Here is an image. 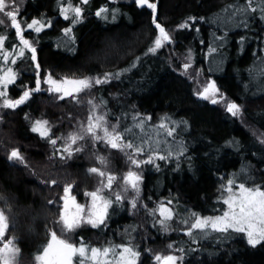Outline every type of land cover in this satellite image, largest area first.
<instances>
[{"label":"snow or ice","instance_id":"snow-or-ice-1","mask_svg":"<svg viewBox=\"0 0 264 264\" xmlns=\"http://www.w3.org/2000/svg\"><path fill=\"white\" fill-rule=\"evenodd\" d=\"M92 2L57 0L58 15L68 26L61 29L66 38H58L56 48L63 47L75 57L66 73H57L53 67L45 66L40 58L41 34L47 35L46 30L54 29L60 21L40 12L39 6L36 14L29 16L28 0H0V16L3 17L0 25L7 21L13 30L11 36L0 34V124H4L11 114L4 110L19 109L23 112V108L55 102L84 105L86 120H76L71 112L56 114L54 119L44 118L43 113L40 118H33L30 112H24V117L29 121L30 134H36L35 138L48 150L47 160L53 166L70 167L82 154H88L100 165L94 164L87 169L88 173L97 175V184L94 190L83 191L82 203L74 194L78 187L75 182L61 184L57 178L41 176L20 145L9 148L0 140V148L9 168L20 169L26 175L35 177L40 188L54 190L53 186H62L63 192L57 199L44 198V203L38 208L34 198L37 188H27L18 176L0 171V264H21V239L16 235L21 216L33 222L39 219L46 221L48 210L52 208H56L57 212L51 225H45L47 239L37 249L34 256L36 264H194L191 256L198 252L206 253V257L195 264H218L216 258L220 250L207 246L205 241L226 242L237 235L252 248L264 247V168L257 169L251 160H245L239 175L233 172L226 183L220 184L217 203L222 202L227 206L226 210L213 209L220 214H202L186 204L180 211L171 206L181 205V198L178 194H172L171 189L167 190L166 195L156 196L155 201V193L148 195L146 192V173L154 170L163 174L170 165L173 166L170 170L177 173L185 170L186 165V170L195 174L198 170L197 160L205 165L219 163L222 158H227L229 149L245 157L251 154L257 164L264 165V130L253 128L247 144L235 136L226 138L223 144H216L214 137H205L211 150L197 155L196 141L183 135L191 129L194 121L190 122L183 116L173 119L172 115L165 113L160 117L159 124H148L153 120L152 114L144 116L136 110L135 104L128 105L124 99L129 94L126 88L111 93L109 98L93 94L94 91L100 93L104 88H118L124 84V79L131 80L136 76H139L134 84L136 92L151 87L154 77L150 61H159L163 51L166 53L164 63L171 69L174 78L185 83L192 82L188 92L197 98L198 103L210 102L213 106H222L234 124L238 122L244 125L246 115H250L264 126V72L254 85L256 91L250 95L249 84L244 83L241 94L245 98L244 103L239 102L241 95L233 99L222 91L216 77V73L222 70L221 66L227 62L226 50L230 41L228 24L232 28L245 30V34L238 37L240 52L244 51L246 42L251 39H256L258 45L264 44V35L252 37L247 34L259 31L254 29L256 21L264 24V0H244L232 5L231 14L223 18V25H216L212 32V46L205 44L201 34L200 21L206 20L204 15H188L175 26V30H170L159 18L164 7L163 0H133L139 9L148 13L150 22L155 26L149 45L127 67L97 73V68L115 67L130 51L121 26L116 24L107 29L108 35L94 45L87 55L86 63L96 65L91 70L93 74H78L76 61H79V57L75 55L77 35L74 27L82 24L89 12L105 22L110 19L115 22L121 15L118 0H109V3L98 6L94 11ZM216 19L220 17L217 15L213 24ZM221 26L225 30L222 35H217ZM181 30L194 31L199 37V44L207 47L208 53H219L215 67L211 63L200 64L196 50L191 46L186 48L185 54L173 58L172 52L181 43ZM18 61L22 62L23 68L17 66ZM261 63L264 66V57ZM156 67L159 65L156 64ZM28 68L31 69V76L22 78ZM74 68L77 70L74 71ZM140 69L146 70L141 72ZM126 73H133V76L126 77ZM236 73L239 74L240 69H236ZM249 73L256 80L251 69ZM169 103L170 106L176 105L178 110L183 100L170 97ZM65 115L75 121L74 126L68 125L71 130L67 133L61 131L66 126ZM146 127L155 134L141 135L134 131L139 129L140 133H144ZM112 150L124 158L126 172L118 174L111 170ZM217 172H220L219 168ZM153 203L154 206L150 207ZM140 210L149 217V227L157 235L170 239L171 233L179 232L187 239L171 240L166 244V251L142 247L135 241L150 239L152 233L147 229L137 231L139 225L136 224L131 230L124 229L129 242L93 246L83 236L73 242L72 237L78 231L96 229L103 232L115 216L130 212L135 217ZM174 224L177 226L174 227ZM28 230L32 231L31 225ZM132 232L136 234L132 235ZM240 251L235 247L229 248L225 253L230 256L229 264H234L231 254Z\"/></svg>","mask_w":264,"mask_h":264},{"label":"trees","instance_id":"trees-1","mask_svg":"<svg viewBox=\"0 0 264 264\" xmlns=\"http://www.w3.org/2000/svg\"><path fill=\"white\" fill-rule=\"evenodd\" d=\"M78 0H74L73 3H77ZM244 0H163L164 7L159 18L166 27L170 30H175V26L178 25L182 19L188 15H204L205 21H200L201 34L205 39V44L212 46V32L216 28V25H223V18L229 16L232 11V5L236 3H243ZM28 15L36 14V8L39 6L40 12L47 13L48 17H52L55 20L60 21L54 29L46 30L47 35L41 34V47L42 52L40 58L47 67H53L57 73H66L67 68L73 65L75 57L73 53L66 51L63 47L56 48L58 38L64 37L61 29L68 26L67 22L63 21V18L58 15L56 9L57 0H29ZM109 3V0H93V11L100 5ZM118 6L121 8V15L117 21L113 22L111 19L105 22L100 17L94 16L91 12L87 14L86 20L74 27V32L77 35V52L76 56L79 57V61H76L78 65V74H93L92 69L96 68L93 63H86L87 55L91 51L94 45H98L106 35H108L107 29L113 28L118 24L121 26L122 34L126 38L129 44L130 51L128 55L116 63L115 67L109 65L105 68H97L96 72L117 70L120 67H127L128 63L134 59L135 56L141 55V52L146 48L150 41L153 39L154 25L150 22L149 15L146 11L139 9L133 1L118 2ZM111 8V5H110ZM220 19H216V23L213 24V19L216 16ZM227 27L229 31V47L226 50L227 62L222 65V70L216 73L218 83L220 84L222 91L226 92L230 98H236L242 94L244 83L249 84V95L256 91L255 84L261 79V72H264V66H262L261 60L264 57V44H259L256 39H251L246 42L243 52L239 51V35L245 34V30L232 28L231 24ZM254 29L259 31H253L247 33L248 35L255 37L257 35H264V24L256 21ZM225 27L221 26L217 35H222ZM181 43L172 52L173 58L176 55H183L186 52V48L191 46L196 50L197 61L202 65L211 63L216 66L215 61L219 59V53H208L207 47L199 44V37L192 30H181ZM0 34H6L11 36L13 30L10 26L0 25ZM61 53V55H57ZM166 53H160L159 61H150L153 64L152 75L154 77L151 87L144 88L140 92H136L134 87L135 80L139 79L136 76L135 79H124V84L118 88H104L100 93L94 91V95H103L105 98H109L110 94L117 91H123L125 88L128 90V95L124 97L128 105L135 104L136 110L141 112L144 116L152 114L153 120L147 122L148 124H159L160 117L165 113L172 115L173 119L183 116L193 122L191 129L183 133V135L196 141L195 147L197 149V155H202L205 151H210L208 142L205 137L215 138L216 144H223L226 138L235 136L241 140L242 143L247 144L251 139V132L253 128L264 130L258 119H254L250 115H246L245 124H234L228 117L221 106H213L209 102H197V98H193L189 95L188 86L192 82L185 83L183 80L174 78L171 69L164 63V57ZM156 64L159 67H156ZM59 65V67H56ZM18 67L23 68L21 61H18ZM236 69H240V73H236ZM252 70V74L256 76V80L252 79L249 70ZM74 71L77 69L74 68ZM146 69H140L141 72ZM136 69L133 70V73ZM133 73H126V77H132ZM205 75L207 73L205 72ZM31 76V69L28 68L25 71V77ZM99 87V86H98ZM193 87L195 85L193 84ZM170 97H179L183 100V103L179 105L177 110L176 105L169 103ZM241 103L245 102V98L241 95ZM112 101L110 100V106ZM207 105L206 107L204 105ZM130 110V109H129ZM258 110V109H256ZM24 112H30L33 118H40L43 113L44 118L54 119L56 114L64 115L68 112L72 113V116L76 120H86V106H74L65 105L62 102H55L49 104H37L32 108H23L15 112H10L6 117V122L0 124V140H3L8 147L20 145L22 150L27 154L33 167L43 177L57 178L62 183L75 182L78 187L75 189L77 192L84 190H94L96 184L93 183L87 175V169L89 166H100L99 163L90 157V163L85 159L84 154L80 159L76 160L70 167H64L59 164L53 166L47 160L48 150L42 145L41 141L37 140L36 134H30L29 121L25 119ZM66 126L61 129L64 133L71 130L68 126L71 124L74 126L75 121L72 117L64 116ZM248 125V127H245ZM136 133H139V129H134ZM152 131L146 127L144 133L141 135H147L146 132ZM59 134V133H58ZM179 139V137L177 138ZM213 145L212 147H214ZM43 153V154H41ZM228 156L226 159L222 158L219 163H210L205 165L200 160H197V171L193 174L191 171L185 170L177 173H173L170 169L172 165L164 169L163 174L155 173L153 170L150 173H146V192L148 195L153 196L155 201L156 196L166 195L167 190L171 189L172 194H178L181 198V205H171L177 207L180 211H183V205H187L202 214H220L219 211H213V209H224L226 205L217 203V197L219 195L218 189L221 183H226V179L230 177V174L236 172L238 175L245 160H251L252 164L256 165L257 169L264 168V165L256 163V160L251 154L247 157L235 153L234 150H228ZM111 157V156H110ZM111 160V158H110ZM217 168L220 172H217ZM0 171H6V174L18 176L21 181L24 182V186L27 188H37L38 192L35 194L36 207H40L44 203V198L57 199L61 197L62 186H53L54 190L48 188H40L35 177L26 175L25 172H21L20 169L9 168L4 159L3 149L0 148ZM125 172L126 167L124 165L119 166L117 173ZM150 177V178H149ZM159 181V186L157 182ZM79 190V191H78ZM55 194L57 196H55ZM23 198V197H22ZM31 202V200H29ZM154 206L150 204V207ZM57 212L56 208L48 210V219L31 221L30 218L21 216L20 225L16 230V235L20 237V247L22 250V259L26 262L32 263L37 249L40 248L46 242L45 225H51L52 219ZM147 218V216H146ZM144 217L142 222H146ZM149 219V217H148ZM141 221L131 218L129 213H121L113 218L109 223L107 229L103 232L92 231L91 229L82 231V236L87 237V242L93 246H105L108 242H114L116 244L129 242V236L124 232V229L131 230L136 224L140 225ZM148 223V222H147ZM31 225L32 231L28 230V226ZM149 226V223H148ZM176 227L177 225H173ZM148 232L156 233L154 229L150 227L146 228ZM137 231H140L139 228ZM90 234H95L94 240H100L103 238L102 243H96L95 241L88 240ZM132 232V235H135ZM153 235V234H152ZM155 236V235H154ZM163 238V237H162ZM187 239L186 236L179 232L171 233L170 239H164V242L169 243L171 240L180 241L181 239ZM167 240V241H166ZM156 238V243H158ZM135 243L145 246L143 241L136 240ZM205 244L211 248H218L220 255L216 259L218 264H229V255H225L229 251L230 247L240 249V252L231 254L234 264H264V247L257 246L252 248L248 246L245 239H242L239 235L235 239L228 241H220L217 243L215 240L209 239L205 241ZM165 251V250H164ZM206 257V253L198 252L191 256L194 264L196 261L202 260Z\"/></svg>","mask_w":264,"mask_h":264},{"label":"rangeland","instance_id":"rangeland-1","mask_svg":"<svg viewBox=\"0 0 264 264\" xmlns=\"http://www.w3.org/2000/svg\"><path fill=\"white\" fill-rule=\"evenodd\" d=\"M123 1H133V0H118V2H123ZM0 19H3V17L2 16H0ZM4 26H10V24L6 21L5 22V24H3ZM201 82H203V81H201ZM85 99H87V98H85ZM210 103V102H209ZM84 106V105H83ZM221 108L223 109V107L221 106ZM224 110V109H223ZM140 133V132H139ZM138 133V134H139ZM146 134L148 135L149 134V132L147 131L146 132ZM155 133L153 132V131H151L150 132V135H148V136H152V135H154ZM113 151V155H111V170H114V171H116V172H118V170H119V166H120V164L121 165H124V167H126V171H127V166H126V163H125V160H124V158L122 157V156H120V155H116L115 154V151L116 150H112ZM84 156H85V159H86V161L88 162V163H90V156L88 155V154H84ZM98 162V161H97ZM89 167H91V166H89ZM88 167V168H89ZM87 171V170H86ZM125 171V172H126ZM119 173H122V172H120L119 171ZM118 173V174H119ZM87 175H88V177L90 178V180L93 182V183H95V184H97V175L96 174H90V173H88L87 172ZM79 191V190H78ZM74 194L75 195H77V199H78V201H80V202H84V196H83V193L82 192H77L76 190H74ZM63 195V194H62ZM55 196H57L56 194H55ZM227 207V206H226ZM225 210H226V208H225ZM129 215L131 216V218H133V219H136V220H140L141 221V223H140V225H139V230L140 231H143L144 229H146L147 227H149L148 226V223H149V219H148V217L146 218V214L142 211V210H140V211H138L137 212V214L135 215V217H133V215L129 212ZM144 217L146 218V222H142L143 221V219H144ZM148 222V223H147ZM82 234V232H80V234L78 235V238H79V236H82L81 235ZM152 238H150V239H145L144 241H143V243L145 244V246H148V247H152L154 250H157V251H160V250H165L166 251V242H164V237L163 236H161V235H157L156 233H154V231H152ZM155 235V236H154ZM84 237V236H83ZM94 237H95V234H90L89 236H88V240L90 241V240H92V241H95L96 243L98 242V243H102L103 244V238H101L100 240H94ZM163 237V238H162ZM85 238V241L87 242V237H84ZM156 238H158V243H156L155 241H156ZM73 239V238H72ZM167 241V240H166ZM74 242V241H73ZM20 259H21V264H28V262H26L24 259H22V255H21V257H20ZM29 264H36V262L34 263V261L32 262V263H29Z\"/></svg>","mask_w":264,"mask_h":264},{"label":"flooded vegetation","instance_id":"flooded-vegetation-1","mask_svg":"<svg viewBox=\"0 0 264 264\" xmlns=\"http://www.w3.org/2000/svg\"><path fill=\"white\" fill-rule=\"evenodd\" d=\"M29 1V0H28ZM73 2H74V0H73ZM56 9H58V7H57V4H56ZM58 12H59V10H58ZM23 107V106H22ZM18 110V109H17ZM17 110H4V111H8V112H15V111H17ZM23 151V150H22ZM24 152V151H23ZM25 153V152H24ZM26 154V153H25ZM26 156H27V154H26ZM28 157V156H27ZM61 203V205H62V201L60 202ZM92 231H99V230H96V229H91ZM80 232H82V231H78V233L76 234V235H74L72 238H73V241L74 242H77L78 241V235L80 234Z\"/></svg>","mask_w":264,"mask_h":264}]
</instances>
